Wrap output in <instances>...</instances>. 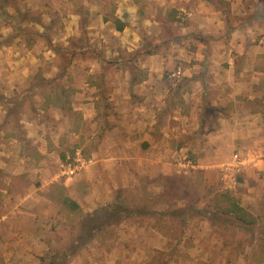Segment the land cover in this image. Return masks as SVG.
Segmentation results:
<instances>
[{
  "label": "rangeland",
  "instance_id": "rangeland-1",
  "mask_svg": "<svg viewBox=\"0 0 264 264\" xmlns=\"http://www.w3.org/2000/svg\"><path fill=\"white\" fill-rule=\"evenodd\" d=\"M159 3L0 0V264H19L6 257L11 250L35 248L23 240L25 235H14L18 223L12 222L11 230L7 222L23 220L33 206L40 213L38 235L46 252L39 264H72L92 241L103 250L100 258L94 255L97 264H264V208L253 209L247 198H255L253 188L263 181V170L253 159L239 175L228 167L235 153L247 157L261 151L259 130H250L240 145L234 142L229 126L234 103L227 111L214 105L208 71L198 73L202 88L192 68L214 51L213 66L229 67L226 55L222 59L219 54L233 35L222 24L216 26L220 18L226 24L230 19L235 30L250 23L247 41L238 39L246 46L264 41V0ZM245 18L252 19L241 24ZM13 21L18 30L9 27ZM119 22L125 33L118 32ZM200 25L203 30L192 29ZM243 54L233 53L237 68ZM151 56L152 70L144 67ZM150 72L154 89L146 102L133 91L131 100L120 95V105L109 100L114 89L127 88L130 78L133 88L136 78ZM4 97L18 98L19 104L12 106ZM141 104L148 111L135 112ZM138 120L150 124L153 159L143 160L139 170L121 161L122 173L129 169L131 179L123 181L108 204L72 208L66 200L76 201L60 175L69 164L77 166L74 159L80 154L103 159L105 147L99 148L108 129L130 132L122 124ZM124 147L135 149L134 144ZM118 152L124 154L123 147ZM95 164L85 173L99 168ZM222 194H231L245 209L241 215L247 225L234 214L223 216L230 203ZM43 200L53 204L44 210L38 203ZM257 204L264 207V197ZM49 211L56 216L47 221ZM147 234H153L150 240Z\"/></svg>",
  "mask_w": 264,
  "mask_h": 264
},
{
  "label": "crops",
  "instance_id": "crops-1",
  "mask_svg": "<svg viewBox=\"0 0 264 264\" xmlns=\"http://www.w3.org/2000/svg\"><path fill=\"white\" fill-rule=\"evenodd\" d=\"M159 1H160L159 3L160 5L166 6L167 1L169 0H163V1L159 0ZM186 8L182 7L180 9L188 13ZM72 14L73 16H76L75 13ZM215 18L219 19L218 17H214V19ZM220 19L218 20V23H216V26L222 24V27L220 26L221 29L224 28L227 29L228 25L226 24V21ZM88 23H90V25L92 24V18L88 21ZM223 24L225 27L223 26ZM249 24L250 23L246 24L245 27H241L239 29L234 30L231 33V35H233L231 42H226L224 44L226 46V51L224 50L220 51L219 57L223 59L224 56L226 55L225 63H227L229 67L223 66L224 64H222V66L220 64L218 67L216 66L218 64H215L213 66V63L211 62V56L212 54L214 55L215 53L214 51L208 54L207 58L209 59H205L206 55H203L200 60L201 64L194 65L192 68H194V75L196 77L195 80L197 84L202 88L204 87L202 80L203 78L200 79L198 77V73H200V70H204V69L208 71V75L210 76V78L208 79L207 83L209 82V86H211L209 89L215 92L214 94L215 97L213 99L214 105L224 107V109L227 111L225 107L229 106L230 102L234 103L232 117L229 118L231 135H233L232 140L236 138L237 139L236 143H239L240 145L243 142V140L240 139H243V137H247L248 132L250 135L251 134L250 130L253 133L255 131L254 129L259 130L256 136L257 137L256 142L257 144L263 146L260 149L261 151L259 152L258 150L257 152L254 153L250 152L247 157L246 156L244 157L243 154L239 152L235 153V154H239L242 157V160H247L246 165L241 169V171L239 172L235 171V173H238L237 175H239V173L241 172L243 173V171L245 172L246 169L248 168V164L250 163V160L253 159L256 161L254 165H257L260 170L262 169L264 175V45L260 44V43H264V41L261 40L260 43L257 45L249 44L248 46H246L244 42H240L243 40L247 41L248 36H250V34H248V31H250V29L252 28L249 26ZM9 27L12 28L11 25H9ZM203 27L204 25H200L198 26V28H192V29H194L195 31L197 29L203 30L204 29ZM125 28L126 27H123V29L119 30L118 32L125 33L126 31ZM187 29L188 28H185L184 30ZM244 29H248L247 32H245ZM238 39L241 40L239 41ZM11 41L15 42L16 39H13ZM11 41H9L8 43H11ZM242 43L245 46H243ZM13 48L15 47L10 46L9 51H11ZM200 50H202V48H200ZM243 51H244L243 54L244 58L242 60V65L239 64L240 68H237V62L235 60V57L233 56V53L234 52L239 53ZM155 56H151L152 59H148L149 64L146 63L147 65H145L144 67H149L150 70H152V68L154 69ZM203 60L205 61L207 60V62L203 64L202 62ZM145 61L147 62V59ZM165 64H166L165 61L162 62V65ZM204 65L205 68H203ZM189 70H187V72ZM192 74L193 72L187 77H191ZM153 77H155L154 74L150 72L145 77L136 78V84L134 85L133 88L130 87L131 86V78H130L129 79L130 82L127 83L128 84L127 88L114 89V91L110 94L111 96L109 100L113 102V105H120L121 103L119 99L120 95L127 97V100H129L132 94L131 91H133L135 95L140 97L142 100L144 99L146 102L149 99V96H151L152 90L154 89L153 84H151ZM160 79H162V77ZM6 99H10V97H7ZM96 99H98V96L96 97ZM142 106L144 105L142 104L137 105L134 111L138 112L140 110L142 111L144 109H147L145 106L144 107ZM120 109H121L120 106L118 108H114L115 111H118ZM122 125L126 126L125 130H129L130 132H124V130H122V132L120 133L117 132L121 130L119 129V127L117 128L111 126V128H109L107 131L108 134L104 135L101 141L102 143H100V148H99L101 150L103 147H105L104 149L101 150L102 152L101 156L103 158L101 159L102 161L100 159L96 161L94 158L86 159L81 157L80 153H77L78 155L79 154L80 155L77 159L74 160L78 163L77 164L78 167L72 166L73 164H69L66 170H64L63 174L60 175L67 180L65 181V185L68 190V196L71 197L74 201H76V203L79 205L78 206L79 208L81 207L82 209H96L108 204L109 202L112 201L114 191L117 190L118 187L122 185L123 181L127 179V182H129V179H131V175L129 174L130 173L129 166H132L134 169H136L138 166L143 167L144 164L143 160L153 159L155 153L153 152L155 148L154 146L155 143H154V137L149 130L150 124L144 120H138L135 123L126 122ZM130 127L134 128L136 133L134 131L131 132L130 129H127ZM16 141L19 140L16 139ZM133 144L135 146L133 152L131 151L132 150L131 148L124 147V145L132 146ZM144 144H147L148 146L144 148L143 146ZM106 146L108 147L107 149ZM120 147H123L124 154H122V152H118L120 150ZM39 151L41 154L45 153L44 151L43 152L41 150ZM97 153H95L94 156ZM235 154L231 156L230 163L228 164V166L233 162ZM124 159H127L129 161V162H125L129 168L127 173H122L123 169L121 168V161H127ZM96 162L98 163V165H100L99 168L95 169V171L92 170L88 174H86L85 173L86 170L89 169L90 166L96 165L95 164ZM101 166H103L104 169L102 171H101L102 168H100ZM140 167L137 169L139 170ZM123 176H125L126 178L124 179ZM259 185L260 186H256L255 188H253L254 191H256L255 198H252L251 196H247V198L249 199L248 201L252 203L253 209L263 210L264 207H262V205L260 206L259 204H257V202L258 199H262L264 197V179L261 183H259ZM253 200L256 202V204H254L255 202L254 203L252 202ZM249 202H247L246 204H248ZM38 203H42V208H44V210L47 205L49 206L53 204V202H47L46 200H43L42 202H38ZM49 208L51 210L52 207ZM33 210H34V206L31 209V211L29 210H27L26 212L23 211L25 213V215L23 216V220L22 219H18L16 221L14 220L9 221V219L7 220V222H9L10 224L11 230L12 227L15 228L12 222H14L15 224L16 223L19 224L18 230H12V232H14V235L17 236L19 233H21L20 235L17 236L18 238H20L21 235H25L24 237L25 239H23L24 241L26 240L27 242H31V244L32 243L35 244L34 249L31 246V248L28 249L21 248V249L11 250V252H9L8 255L6 254V257H14L19 262V264H23L24 263L23 261L25 260H28V264H39L41 260L40 258L43 257L44 254L46 253L45 251H43L42 245H40L41 240L39 239V235H38L39 229H41L40 225L42 224L41 219L39 217L37 218V216H39L40 213H37L36 211ZM48 216L50 217L47 218V221L51 220L53 216H56V214L52 211H49ZM5 218H7V216L3 217V219ZM152 235L153 234H147L146 235L147 239L150 240ZM154 235L156 236L155 233ZM89 246L90 249H86V252L84 250L80 254L78 253V255L75 257L76 258L75 261L72 264H97L95 263V260L98 258H95L97 256L94 255L97 254L99 255L100 258L101 257L100 251L101 253H103V250L97 244V241L95 243L94 241H92V245H88V247ZM154 247L155 246L153 245L152 249ZM21 258H23V260H21Z\"/></svg>",
  "mask_w": 264,
  "mask_h": 264
},
{
  "label": "trees",
  "instance_id": "trees-1",
  "mask_svg": "<svg viewBox=\"0 0 264 264\" xmlns=\"http://www.w3.org/2000/svg\"><path fill=\"white\" fill-rule=\"evenodd\" d=\"M230 16H231V14H230ZM250 19H252V18H245V19H242L241 20V24H244V23H246L247 21H250ZM240 20V19H239ZM228 23L230 22V19H228V21H227ZM227 23V24H228ZM11 27L12 28H15L16 30H18V26H17V24L16 23H14V21L12 22V24H11ZM123 27H124V25L122 24V23H118V29L119 30H122L123 29ZM228 28L230 29V32H233L234 30H235V26L234 27H231V26H229V24H228ZM17 35H15V37H16ZM4 99V102H7L8 104H10V105H14V106H17L19 103L17 102V99L18 98H10V99H6V98H3ZM223 198H225L230 204L228 205V207H227V210H225L224 211V217H226L227 216V218L229 217V214H234L235 215V217H236V219L238 220V223L239 224H245V225H247L246 224V219L244 218V217H242V215H241V213L242 212H245V209L236 201V199H234V198H232V196H231V194H230V196H228V194H225V196L222 194L221 195ZM66 201H68V204H70L71 206H72V208H77L78 207V205H77V203L76 202H73V201H71V200H66ZM94 227H97V225H93ZM98 227H99V225H98ZM97 227V228H98ZM92 232V231H91Z\"/></svg>",
  "mask_w": 264,
  "mask_h": 264
},
{
  "label": "built area",
  "instance_id": "built-area-1",
  "mask_svg": "<svg viewBox=\"0 0 264 264\" xmlns=\"http://www.w3.org/2000/svg\"><path fill=\"white\" fill-rule=\"evenodd\" d=\"M247 160H242V157L239 154L234 155L233 162L228 166L232 171L239 172L246 165ZM195 167V166H192Z\"/></svg>",
  "mask_w": 264,
  "mask_h": 264
}]
</instances>
